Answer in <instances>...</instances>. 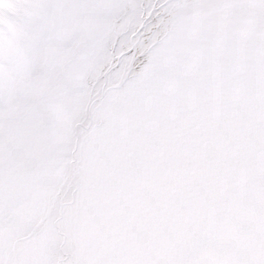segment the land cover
<instances>
[{
	"label": "snow or ice",
	"instance_id": "6c2138e0",
	"mask_svg": "<svg viewBox=\"0 0 264 264\" xmlns=\"http://www.w3.org/2000/svg\"><path fill=\"white\" fill-rule=\"evenodd\" d=\"M0 264H264V0H0Z\"/></svg>",
	"mask_w": 264,
	"mask_h": 264
}]
</instances>
